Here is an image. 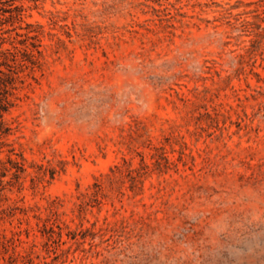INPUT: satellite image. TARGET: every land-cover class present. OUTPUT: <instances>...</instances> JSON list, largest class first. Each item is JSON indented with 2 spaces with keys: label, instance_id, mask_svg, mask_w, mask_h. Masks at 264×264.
Returning a JSON list of instances; mask_svg holds the SVG:
<instances>
[{
  "label": "rangeland",
  "instance_id": "rangeland-1",
  "mask_svg": "<svg viewBox=\"0 0 264 264\" xmlns=\"http://www.w3.org/2000/svg\"><path fill=\"white\" fill-rule=\"evenodd\" d=\"M0 264H264V0H0Z\"/></svg>",
  "mask_w": 264,
  "mask_h": 264
},
{
  "label": "trees",
  "instance_id": "trees-1",
  "mask_svg": "<svg viewBox=\"0 0 264 264\" xmlns=\"http://www.w3.org/2000/svg\"><path fill=\"white\" fill-rule=\"evenodd\" d=\"M1 117V116H0Z\"/></svg>",
  "mask_w": 264,
  "mask_h": 264
}]
</instances>
